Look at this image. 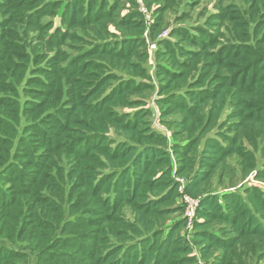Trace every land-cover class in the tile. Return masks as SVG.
Listing matches in <instances>:
<instances>
[{"label": "trees", "instance_id": "trees-1", "mask_svg": "<svg viewBox=\"0 0 264 264\" xmlns=\"http://www.w3.org/2000/svg\"><path fill=\"white\" fill-rule=\"evenodd\" d=\"M115 1L118 0H50L38 5L40 0H27V7L18 11L15 18L9 21L15 22L16 25L24 23L25 26L38 23L42 14H46L51 7L63 3L65 6L59 15L57 25L54 20L40 23V30L46 31L48 27L49 31L51 30L46 32L42 39H38L44 43L42 44L45 47L66 46L69 40L81 42L82 38L70 34V28L76 25L81 27L88 23L93 26L98 25L102 34L99 35L100 42L79 55H71L64 59L66 54L58 49L55 56H50V59L53 58L52 62L49 58L41 65L36 62L33 68L36 75L31 81L39 84L41 89L47 90V95H53L56 92V103L61 102V105H64L60 110L48 112L37 123L24 127L25 133L31 130L36 131L35 135H40L41 143H46V147L49 146L48 149L39 153L40 150L30 145L31 139L28 140L25 136L20 137V145L17 149L21 148L29 164L34 167V174L31 177L21 173L14 166L13 161L2 168L8 158V150H0V205L3 210L15 206L17 199L15 202L13 200V204L11 196L6 200L7 194L1 183L6 182L5 175L11 178L17 176L19 184L10 188L12 187V191L16 190V198L20 197L26 201L29 210L19 225L15 224L11 228L21 236L30 227L32 231H42L41 228L46 225L45 222L32 213L36 207L44 208L57 201L58 197L53 191L57 184L52 178L50 185L45 186L43 190L38 188L33 190L30 185L36 182L39 171L45 170L41 173V182L46 176L51 178L47 164L59 151H62V154L79 159L78 170L82 173L88 172L85 183L78 188L80 190L78 194L93 197L95 201L92 204L93 209L95 208L101 216H105L107 223L119 222L114 214L124 203L130 205L134 215L132 223L126 222L131 234L126 235L122 230L114 228L112 234L116 239H120V242H114L110 248L103 251L96 250L93 243L86 244L88 239L81 241L74 236L69 237V240H66L69 242L66 247L76 248L84 259L91 262L85 263L70 255L52 253L53 258H58L60 263L201 264L197 256L193 254V245L198 248L201 260L212 256L211 264H240V259L232 257L238 247L256 251L257 247L264 245V193L256 187L247 188L243 193L221 194L205 193L202 188L209 182L213 171L228 155L238 149L236 148L238 130L244 129L246 125L257 130H264V29L258 41L250 39L248 23L234 6H228L223 13L216 16V18L228 20L227 35L216 26L217 20L210 18L203 27L175 28L171 31L170 38L159 42L162 56L167 57V61L173 64H179L180 67L186 66L185 60L195 64L200 60V63L212 60L214 63L212 64L216 67L214 78L217 81L213 87H201L200 85L208 80L206 76L199 74L198 81L193 82L194 88L182 90L176 86L182 82L181 73L173 72L171 68H163L169 81L162 90L170 91L157 101L159 105L165 107L161 113L162 116L179 112L183 116L181 124L184 126L192 116L199 114L204 107H207L208 120L200 131V137L212 130V126L217 122L224 108L228 109L226 116L228 121H234L227 133L221 132L204 139L197 169L189 178L186 172L191 171L190 166H183L180 174L185 173L183 176L187 179L180 193L178 189L181 185L173 181L161 168L162 165L168 166L171 163L166 150L155 143L157 141L163 145L164 138L150 128L145 130L138 128V124L147 115V111L144 109L136 111L129 118L128 113L117 115V112L113 110L115 107L127 108L141 103V100L129 102L126 97L129 93L140 90L144 85L135 78H122L119 67L121 63H128L137 47L142 45V40L137 36L129 37L133 32L117 40H104L109 36V25L121 29L128 28L136 35L141 34L140 15L132 11L122 19H117ZM127 1L132 3L131 0ZM244 1L259 8L261 19L258 23L264 27V0ZM13 3H15L14 0H0V8L9 7ZM32 5H35L34 8H30ZM51 13L56 15V11ZM6 27L3 24L1 29ZM1 31L4 32V30ZM2 37L3 34L0 33V69L10 66L25 68L26 65L16 63L7 55L6 47L8 48L7 44L10 42H4ZM25 43L24 46L20 44L18 46L30 47L26 39ZM183 43L199 51L187 49ZM71 47L76 48L75 45ZM23 48H20L22 52L19 55L26 58L29 54L24 52ZM86 56H97L98 62L88 61L85 59ZM182 59L185 60L181 61ZM111 65L115 66L113 72H107L101 76L88 70L92 67L96 71H107L105 67L109 69ZM196 65L194 70L198 69ZM206 65L208 66L205 69H208L209 64ZM221 70L225 74L219 73ZM55 76L60 79L55 80ZM4 77L5 75L0 73V88L11 89L9 80L1 81ZM112 81L115 82L110 84ZM106 85L109 86L108 89L92 100ZM229 94L230 99L227 98ZM12 102L16 100L11 96L0 97V128L4 127L9 131H13V127L8 117H13V114L7 111L9 107L7 105H12ZM26 103L36 108L43 106V103L32 100H26ZM59 115H64V118L61 119ZM48 123L50 124L48 129L41 128V124L44 126ZM230 132H234V135ZM9 143L6 141L4 145ZM190 148L191 143L185 146L175 145L171 150L172 156H187L192 151ZM240 156L244 158L247 152H243ZM248 156L250 159V154ZM92 157L101 159L104 164L100 168L93 169L90 168L93 166L80 164L81 159ZM12 167L14 168L11 170ZM6 171L9 172L6 173ZM96 171H98L97 175ZM259 177H264V172L259 173ZM37 183L40 184L39 181ZM73 192V190L69 191L70 194ZM182 194L198 199L192 221L194 233L191 244L179 233V230L186 225L184 216L174 220V223L165 231L154 227L157 222L152 220L181 211L183 206L173 208V203ZM80 221L81 219L75 224L68 222L65 226L66 232L71 233L79 227ZM213 224L223 228L213 231ZM49 234V236L52 235L51 231ZM48 252L43 254L44 258L50 254ZM18 253L24 258V254ZM11 256L16 258L17 250L0 248V264ZM259 258L264 260V253Z\"/></svg>", "mask_w": 264, "mask_h": 264}, {"label": "rangeland", "instance_id": "rangeland-1", "mask_svg": "<svg viewBox=\"0 0 264 264\" xmlns=\"http://www.w3.org/2000/svg\"><path fill=\"white\" fill-rule=\"evenodd\" d=\"M48 1L50 0H40L38 5ZM14 2L15 3L9 7L0 8V33L3 34L2 38H4V42H10L7 44L8 48L6 47V51L8 49L7 55L11 57V60H14L18 64H24L26 67L24 68L21 66L12 68V66H10L0 69V73L5 75L1 81L9 80L11 86V89L0 88V91L4 90L1 91L0 97L11 96L16 100V102H12V105H7L9 106L7 107V111L13 114V117H8L13 131L4 129V127L0 128V142L2 143L0 150H8V158L5 164L2 165V168L13 161L15 162L14 166H16L21 173L31 177L34 174V167L29 164L21 148L19 150L17 149L20 145V137L25 136L28 140L31 139L30 145H33L36 150H40L38 151L39 153L42 152V150L48 149L49 146L47 145L46 147V143H41L40 135H35L36 131L31 130L25 133L24 127L37 123L41 117H45L48 112L51 113L56 109L60 110L64 105H61V102L56 103V92L53 95H47V90L41 89L39 84L31 81L36 75L33 68L36 62L41 65L47 58L50 59V56H55L58 49L66 54L64 59L69 58L71 55H79L84 50L91 48L95 43L100 42L99 35L102 34V30H99L98 25L93 26V24L90 23L82 27L77 25L72 26L70 28V34L82 38L81 42L69 40L66 46H61L59 48L45 47L43 45L44 43L41 40L38 41V39H42L43 35L51 30L49 31V27L45 29L46 31L40 30V23L54 20L55 25H57L59 15L65 4L61 3L60 5L51 7L46 14H42L43 16L38 19V23L25 26L24 23L16 25L15 22H9L13 17L15 18L18 11L27 7V0H14ZM131 2L132 3L127 0H118L116 2V18L122 19L132 11L137 12L140 15L141 34L136 35L134 31H129L128 28L122 27L121 29L109 25V36L104 40L113 41L117 40V38L127 37L130 32L133 33L129 37L137 36L142 40V45L137 47V50L128 60V63H121L119 67L121 69L120 73L122 74V78H135L140 83H144V85L140 90H134L135 92L129 93L126 97L129 102L141 100V103H137L133 106L130 105L127 108L115 107L113 110L117 112V115L128 113L129 118H131L136 111L142 109L147 111V115L144 116L141 123L138 124V128L143 130L150 128L164 138L163 140L165 142L163 145H160L157 141H155V143L163 150H166L170 156L171 163L168 166L164 164L161 168L167 172L173 181L178 182L179 185H184L186 179L197 169L204 139L209 136L221 134V132L227 133L229 126L234 123V121H228L226 118L228 109L224 108L222 111L223 113L212 126V130L200 137V131H202L204 124L208 120L207 107H204L199 114L192 116L184 126L181 124L183 116L179 112L170 116H162L161 113L165 110V107L159 105L157 101L170 91L162 90L169 81V77L164 73L163 68H171L173 72L181 73L182 82H174H178L179 84L176 86H178V89L182 90L194 88L193 82L198 81L199 74H203L208 80L203 85H200L201 87H213L217 81L214 78V70H216V67L213 65L214 63L212 60H206L203 63H200V60L196 65L194 62H190V60L182 59L181 61L185 60L186 66L180 67L179 64H173V62L167 61V57L162 56L159 42L170 38L171 31L175 28L184 26L190 28L203 27L205 23L209 22L210 18H215V20H217L215 21L216 26L227 35L228 31L226 30V25L228 24V20H222L216 18V16L223 13L225 7L228 6H234L239 15L248 23L249 38L258 41L264 29V27L258 23L261 19L260 10L258 7L246 3L244 0H131ZM34 6H30V8H34ZM53 11H56V15L51 13ZM3 24L7 27L1 29ZM1 30H4V32ZM25 39L30 46L28 48H23L26 44ZM172 40L174 39L172 38ZM18 44L23 46L19 47ZM71 45H75L76 48H72ZM183 45L185 48H189L192 51H199L195 47H190L184 43ZM20 48H23V51L29 54L26 58H22L21 55H19L22 52ZM52 59H50L51 62ZM85 59L94 63L98 62L97 56H86ZM207 63L209 64V68L205 69V67L208 66L206 65ZM114 65H111L109 69L105 67L107 71H96L92 67L88 70L90 72H96L101 76L107 72L112 73V70H114L117 64ZM137 65L140 68H137ZM195 65L198 68L197 70L193 69ZM55 66L58 65L55 64ZM51 67L53 68L54 65L52 64ZM219 73L225 74L223 70ZM59 79L60 77L55 76V80ZM114 82L115 81H112L110 84ZM108 87L106 85L96 97L92 98V100L101 96ZM27 88L28 90H25ZM34 90L44 92L40 93ZM227 98L230 99V94L227 95ZM26 100L43 103V106L36 108L29 103L25 104ZM59 117L63 119L64 115H59ZM40 126L41 128L48 129L50 124L48 123V125L44 126L41 124ZM230 134L234 135V132H230ZM236 135L238 138L236 148L238 149L228 155L219 167L213 171L209 182L202 188L203 192L213 194L225 192L243 193L247 188L256 187L264 193V177H259V173L264 172V130H257L246 125L244 129L238 130ZM2 140L5 141L2 142ZM6 141L10 143L4 145ZM188 143H191L190 150L192 151L190 154L187 156H172L171 150H173L175 145L185 146ZM243 152H247V156L244 158L240 156ZM62 153V151H59L56 157L47 164L49 166L51 178H47L48 176H46L41 182L40 176L45 170L41 172L38 170L39 172L35 179L36 182L30 185L33 190L37 188L43 190L45 186L50 185V181L53 178L57 184L56 187L59 189L57 190L56 187L53 188L55 195L58 197L56 202H52L51 205H47L44 208L39 209L36 207L32 213L34 215L36 214L37 217L45 222L46 225L41 228L42 231H32L30 227L27 232L21 236L17 231L15 232L11 228L15 224L16 226L19 225L20 221L26 216L25 213L29 210V207H27V203L24 199L20 197H18L19 199L16 198V190L12 191V187L10 188V186L19 184V181L16 179L17 176L11 178L9 175H5L4 179L6 182H2L1 185L7 194L6 200L11 196L12 204L15 202V199H17V201L15 202V206L9 209L5 208L3 210L0 205V248L6 247L10 250H17V256L16 258L11 256L9 259L5 260L3 264H66L63 262L60 263L56 257V259H54V256L51 255L52 253L70 255L74 259L78 258L79 261L87 263L88 260L84 259L76 248L66 247V244L69 243L66 242V240H69V237L74 236L81 241L88 239L89 241L86 244L93 243L92 245L96 250L103 251L110 248L114 242H120V239H116L112 234L114 228L116 230H122L126 235L131 234L130 229L126 226L127 223L133 222L134 213L130 205L124 203L120 210L114 214V217L119 221L118 223H107L105 216H101V214L96 212L95 208L93 209L92 204L95 202L94 198L86 194H78L80 192L78 188L85 183L88 172L82 173L78 170L79 159H76L75 156L72 157ZM249 154L250 159L248 156ZM94 156L96 158V155ZM80 162V164L85 166H93L90 167L91 169L100 168L102 164H104V162H101V159H94V157L81 159ZM185 165L190 166L191 169V171L186 172L188 175L187 178L183 176L185 173L180 174ZM13 168L14 167H12L11 170ZM8 172L9 171H6V173ZM95 173L97 175L98 171ZM37 181H39L40 184H38ZM72 190L74 192L70 194L69 191ZM63 191L64 194L62 195ZM101 196L103 197L104 194L102 193ZM195 200L198 202V199ZM176 206H182L181 196L173 203V208ZM182 216H184L183 208L181 211L171 213L159 219L153 218L152 220L157 222L154 227L162 228L165 231L174 223V220L180 219ZM80 219L79 227H76L71 233H67L65 226L68 225V222L75 224ZM220 227L223 228V226H219L218 224H213L212 226L214 229L213 231L219 230ZM48 230L51 231V236H49ZM179 233L191 244L194 233L192 228L189 229L185 225V227L179 230ZM61 241L64 242L60 243ZM192 248L193 254L197 256L201 264H211L212 256L201 260L198 248H195L193 245ZM8 252L10 253V251ZM18 252L24 254V258L20 257L21 254ZM46 252L50 254L47 258H44V253ZM39 253L41 254L39 255ZM263 253L264 245L257 247L256 251H248L242 247H238L232 257L240 259V264H264V260L259 258ZM89 262L91 261H88V263Z\"/></svg>", "mask_w": 264, "mask_h": 264}, {"label": "built area", "instance_id": "built-area-1", "mask_svg": "<svg viewBox=\"0 0 264 264\" xmlns=\"http://www.w3.org/2000/svg\"><path fill=\"white\" fill-rule=\"evenodd\" d=\"M182 190H183V185L181 184L180 188H179V191L180 193H182ZM181 203H182V206L184 208V217L186 219V227L187 228H192V221L194 219V216H195V211H196V208L198 206V202L197 200L185 195V194H182L181 196Z\"/></svg>", "mask_w": 264, "mask_h": 264}]
</instances>
